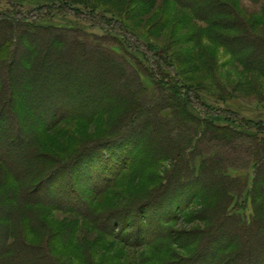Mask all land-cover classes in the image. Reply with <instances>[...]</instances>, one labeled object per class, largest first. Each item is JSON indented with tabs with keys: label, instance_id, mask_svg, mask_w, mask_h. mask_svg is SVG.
Wrapping results in <instances>:
<instances>
[{
	"label": "rangeland",
	"instance_id": "obj_1",
	"mask_svg": "<svg viewBox=\"0 0 264 264\" xmlns=\"http://www.w3.org/2000/svg\"><path fill=\"white\" fill-rule=\"evenodd\" d=\"M223 1L229 3L230 8L227 7L228 4L225 6L223 4L221 15L213 16L210 21L201 22L193 11L179 7L173 0H14L17 10L23 13L44 5L61 7L60 11L57 8L56 13L52 11L54 14L52 17L45 15L44 21L40 23L43 27L79 29L97 36L106 35L113 27L110 37L122 39L124 44H111L110 50L120 57H125L124 59L139 71L137 61L142 62L143 57L139 53L132 52L128 47L131 41L122 38L119 32L122 24L125 28H129H126L129 34L139 39L141 43L139 47L149 51L153 58L158 55L168 61L170 69L163 68L162 75L173 76V71L182 83L195 86L197 93L191 94L193 98L196 95L210 108L232 113L246 122H264V75L246 69L244 61L241 62L242 59L250 58V54L237 52L247 44V40L242 41L240 47L239 44L230 43L242 36L245 25L251 26L254 33L264 37V26H257L262 19L261 2ZM11 4V1L0 0V14L12 13ZM90 8L102 9L110 26L105 25L106 20L103 25L96 24V21L94 23L89 20L81 21L77 11L74 12V9L82 13L87 11L86 15L91 18ZM98 19L103 20L100 17ZM7 31L4 32L0 27L1 43L4 35L9 33ZM11 32L17 33V30ZM60 36L62 40L70 39V36L64 33ZM45 42L49 44L51 41ZM45 42L37 41L35 50L41 53ZM252 47H248V53ZM153 48L157 52L151 51ZM3 51L0 46V56ZM71 51L76 56H83L82 59L86 58L85 51L74 48H71ZM88 56L91 60L85 65H93L96 72L78 68L79 72L59 76V79L69 85L70 90L75 94L70 108L71 114L84 106L93 109L96 105L88 99L87 95L90 94L82 90L81 81L84 80L85 75L95 77L97 82H102L105 78H110V73H120L123 77L121 81H109L114 91L111 98L115 96L114 100H110L103 111L90 123L67 120L50 129V132L41 139L42 146H38V152L43 154L41 160L43 169L41 175V172L36 174V178L32 175L30 179L18 185L17 178L11 172L12 169H7L0 163V256L2 252L4 255L8 253L2 264H36L38 258L45 264H193L203 253L202 247L208 251L211 249L209 246L215 244L213 239L218 238L222 245L212 250V256H209V261L204 264H247L246 259L235 262V258L241 250L239 243L243 244L244 251H250L253 248L252 243L245 244L239 229L235 233L237 235L232 234L233 238L230 241L226 240L225 234L221 236L216 232L219 219H211L204 213L219 201L217 197L195 198L179 209L176 208L173 194H170L175 182L166 181L167 177L179 174L177 163L169 159L155 166L151 165L144 144L133 154L131 151L134 148H129V145L125 146L124 151H120V155H125L122 158H127V161H124V166L119 168V175H112L111 182L105 185L101 182V192L95 191L91 180H75V188H78L81 196L75 194L71 199L73 203H78V199L82 198L83 204L72 205V201L68 200L56 204V192L48 195L44 190L54 188L55 179L50 180L48 177L52 173L55 160L69 161L78 152L80 144L89 137H95L97 134L108 135L109 129L114 124L117 130L125 127L127 129L131 117H136V112L135 115L130 113L132 102H137L133 96H130V92L136 90V82L132 74L127 73V70L124 71L123 67V70H120L100 55ZM158 61L156 59V64L159 63ZM107 66L108 71L102 75ZM258 66L260 70L264 69V65H257V69ZM61 70L63 71V67ZM1 71L3 67L0 68V75L5 78ZM141 85L149 93H153L156 87L154 80L146 76H141ZM0 93L3 94V96L0 94L2 104H6L4 111H7V115L9 113L13 116V119L9 118L5 121L4 132H11L12 124L14 127L19 125L18 120L24 123L29 119L35 121V118L33 119L35 114L29 113L25 105L18 103L19 106H16L14 103L17 108H12L8 91L4 90ZM92 93L97 97L100 95L96 89L95 91L92 89ZM18 97L16 94L15 102L19 100ZM36 101L32 103L35 106V110L32 111L36 112L41 122L45 119L48 121L49 115L45 107L41 102ZM196 114L199 118H203L201 113ZM141 118V122H144L145 118ZM213 120L219 124L225 122L219 118ZM27 130L26 126L25 135L29 136ZM162 136L159 133L153 140L157 141ZM2 146L7 150L5 145ZM99 152L96 157V154L90 156L88 162L98 161L99 154L105 155V162H108L106 165L117 161L114 155L115 149ZM155 155L157 156L158 152ZM19 162L21 166L24 165V161ZM31 162L28 163V168L35 172L37 169H34L35 164ZM196 164L199 166V162ZM240 167H246V163L240 164ZM26 168H23L22 172H25ZM229 174L234 176L237 172L230 170ZM249 174L251 186L252 170ZM179 177L181 182L189 180L188 175L180 174ZM205 180L204 186H208L211 179ZM22 186L27 193H31L29 195L35 200L34 204L18 203L20 199L18 189ZM167 189L171 190L166 192ZM73 190L74 188H71V192ZM157 195L159 197H156ZM244 199L245 201L239 204L236 198L232 209H237V215L242 217L243 223L250 224L256 215L255 209L264 208V201L262 199L252 201L249 192L245 194ZM67 208L72 211L65 212ZM90 209H93V213L97 215L98 222L86 217ZM166 209L168 212L165 211ZM257 211L263 216L264 211L259 209ZM158 214H166L160 218L159 223H157ZM153 225L158 231L150 233L148 229ZM9 232L12 234L11 238ZM255 234L253 233V239L258 236V233ZM234 236L237 239H234ZM2 237L7 240L4 241ZM41 255L45 256L40 257ZM251 258L253 260L251 264L258 262L257 255L253 254Z\"/></svg>",
	"mask_w": 264,
	"mask_h": 264
},
{
	"label": "trees",
	"instance_id": "obj_2",
	"mask_svg": "<svg viewBox=\"0 0 264 264\" xmlns=\"http://www.w3.org/2000/svg\"><path fill=\"white\" fill-rule=\"evenodd\" d=\"M8 1L12 3L10 6L13 8V12L0 14V27L3 28L4 32L6 30L9 32L4 35L2 43L0 42V46L4 50L0 56V68L3 67L1 72L5 76V78H2L0 75V92L8 91L10 94L9 103H12V108L16 109V106H19L18 103L25 105V109L29 113L35 114L33 119L35 118L36 121L29 119L24 123L22 120H18L19 125L14 127L12 124L11 132H4L5 121H8L9 118L13 119V116L9 113L7 115V111H4L6 104H2V98L0 99V163L7 169H12L11 172L17 178L18 185L22 184V181L30 179L32 175L36 178L37 173L41 172L40 175L42 174L43 168L41 167H43V163H41V160H43V154L38 152V146L41 145V139L50 132V129H54L55 125L67 120L90 123L103 111L105 105L115 97L111 98L114 91L109 81H121L123 77L120 73H110V78L104 77L105 80L102 82H97L95 77L85 75L84 80L81 81L82 90L90 94L87 95L88 99L96 105L93 109L84 106L71 114L70 108L73 105L75 94L70 90L69 85L64 84L62 79H59V76L79 72L78 68L96 72L93 65H85V63L91 60L88 55H100L120 70L124 68V71L127 70V73L132 74L136 82V90L130 92V96H133L137 102H132L130 113L135 115L136 112V117H131L129 120L128 132L126 127L117 130L118 128L116 129L114 124L109 129L108 135L100 136L97 134L95 137H89L81 143L78 152L69 161L55 160L51 169L52 173L48 177L50 180L55 179L54 188L44 190L47 191L48 195L56 192V204L67 200L72 201L71 198H74L75 194L78 197L81 196L78 188H75V180H91L95 191L101 192V182L103 185L111 182L112 175H119V168L124 166L127 161V158H122L125 155H120V151H124L125 146L129 145V148H134L131 151V154H133L136 150H140L142 144H144L146 156L149 158L151 165L155 166L163 160L169 159H173L177 163L179 174L167 177L166 181L167 183L169 181L171 183L175 182L173 190H166V192L172 191L170 194H173L175 207L179 209L195 198L217 197L216 199L219 201L213 204L207 212L204 211L207 217L209 215L211 219H219L216 225V227L219 226L216 229L217 234L221 236L225 234L226 240L230 241L233 238L232 234H235L239 229L245 244L252 243L251 247L253 248L250 251L245 250L246 252L242 249L244 248L243 244L239 243L241 250L237 254L235 262L246 259L247 264H251L253 261L251 257L254 254V256H258V262L255 264H264V214L262 216L257 211L258 209L264 211V208L258 207L255 209L256 215L250 224L243 223L242 217L237 215V209H232L236 198H238L239 204L245 201L244 197L247 192H249L252 201L255 199L264 201V122H246L232 113L210 108L209 105L200 101L196 95L193 98L191 94L197 93L195 86L182 83L173 71V76L162 75L161 70L163 68L170 69L167 64L168 61L163 60V57L158 55L153 58L149 51L139 47L138 45H141L139 39L129 34L127 32L129 28L126 27V29L122 24L119 29L122 38L125 41H131L128 47L132 49V52L139 53L143 57L142 62L137 61L139 71L135 70L124 59L125 57H120L110 50L112 48L109 47L111 44H124L122 39H112L110 37L113 27L103 36L66 27H43L40 23L44 21L45 15L52 17L54 15L52 11L55 12L57 8L60 11L61 7L44 5L28 13H23L17 10L18 7L15 5L14 0ZM173 1L179 7L193 11L196 18L201 22L210 21L213 16L221 15L222 7L227 4V7L230 8L229 3H225L223 0ZM251 1L261 2L262 19L257 26H264V0ZM90 9L91 18L86 15L87 11L82 13L74 9V12L77 11L81 21L89 20L91 23L96 21V24L103 25L104 20H106L105 25L110 26L106 19V13L102 9ZM98 17L103 20L98 19ZM113 18L116 19L114 16ZM13 30H17V33H12ZM63 33L70 36V39L62 40L60 34ZM46 40L51 42L47 44ZM110 40L113 42L109 43ZM244 40L248 41L247 44L237 52L250 54V58L248 60L242 59L241 62L244 61L246 69L255 70L264 75V69L260 70V66H258L259 69L256 68L257 65H264L263 35L254 33L251 26L245 25L242 36L235 38L230 43L239 44L240 47ZM37 41L46 43H43L45 45L41 53L35 50ZM249 46L253 47L248 53ZM71 48L85 51L86 58L82 59L83 56L74 55L71 53L73 52ZM151 51L157 52L155 48ZM237 52L233 53L236 54ZM156 59L159 60L158 64H156ZM62 67L63 71L61 70ZM105 68L106 71H103L102 75L109 69L108 66ZM141 76L150 77L154 80L156 87L153 93H149L148 90L142 87ZM92 89L100 92L99 97L94 95V92L92 93ZM16 94L19 96L17 102H15ZM117 98L119 97L117 96ZM34 100H38L36 102H41V105L45 107L49 115L48 121L45 119L41 122L39 117L36 116V112H33L35 110V106L32 104ZM85 100L87 102L86 98ZM14 103H16V106ZM197 112L201 113L203 118H199ZM141 117L145 118L144 122H141ZM213 118H219L225 122L219 124ZM131 121L133 122L131 123ZM25 124H27L29 136L25 135ZM159 133L163 136L161 139L154 141V137ZM2 145H5L7 150H4ZM156 148L158 149L155 151ZM108 149L116 150L114 155L117 161L113 164L106 165L108 162H105V155L102 154L98 156L99 162L97 160H94L93 163L88 162L90 156L96 154V157L100 150L105 152ZM154 152H158V155L156 156ZM19 161H24L23 166L27 167L25 172H22L25 167L21 166ZM30 161L35 164L36 173L28 168ZM198 162L199 166L196 164ZM244 162L246 167L241 168L240 164L243 165ZM230 170H234L237 174L230 175ZM250 170L253 173L251 186L249 183ZM180 174L188 175L189 180L181 182V179H179L181 178L179 177ZM242 174L244 175L242 176ZM206 178L211 179L208 186H204ZM177 181L179 183H176ZM71 188H74L73 192H71ZM18 194V198L20 197L19 204L35 203L33 197L29 195L31 193H27L23 186L18 189ZM165 194L168 195V193ZM150 201L153 202L152 198H150ZM77 202L73 203L72 201V205L83 204V199H78ZM64 211L68 212L72 209L67 208ZM165 211L168 212L167 209ZM163 215L166 216V214H158L157 223L161 221L160 218H163ZM96 216L93 209H90L86 217L93 222H98ZM148 230L150 233H154L158 231V228L153 225ZM253 233H258L255 239H253ZM10 235H12L11 232H9V238H11ZM2 239L7 240L3 237ZM234 239H237V237ZM213 240H215V244L208 245L211 249L207 251V249H204L205 247H202L203 253L199 257L195 255V258L198 259L193 264H200L201 262L204 264L209 261V256L211 257L213 254L212 250L222 245L219 238ZM3 253L0 256V264L8 254L4 255ZM42 256L45 255L40 257ZM36 264L45 263L38 258Z\"/></svg>",
	"mask_w": 264,
	"mask_h": 264
}]
</instances>
